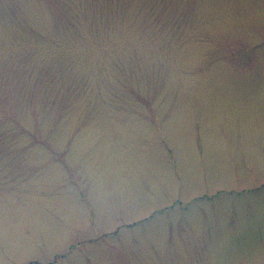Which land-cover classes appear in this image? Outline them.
Instances as JSON below:
<instances>
[{
  "label": "rangeland",
  "instance_id": "rangeland-1",
  "mask_svg": "<svg viewBox=\"0 0 264 264\" xmlns=\"http://www.w3.org/2000/svg\"><path fill=\"white\" fill-rule=\"evenodd\" d=\"M264 264V0H0V264Z\"/></svg>",
  "mask_w": 264,
  "mask_h": 264
}]
</instances>
